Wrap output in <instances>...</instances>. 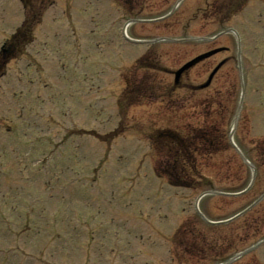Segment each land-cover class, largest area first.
Returning <instances> with one entry per match:
<instances>
[{
    "label": "rangeland",
    "instance_id": "rangeland-1",
    "mask_svg": "<svg viewBox=\"0 0 264 264\" xmlns=\"http://www.w3.org/2000/svg\"><path fill=\"white\" fill-rule=\"evenodd\" d=\"M99 1L56 0L36 30L38 42L14 57L0 79V264H212L193 256L194 232L216 240L233 237L236 247L247 248L257 229L264 234V201L219 229L200 210L208 219H228L264 193V0H247L227 25L240 30V47L234 34L223 37L224 26L202 19L198 8L205 0H186L161 19L176 0H150L136 15L148 19L131 24L128 35L186 38L182 44L152 45H129L122 33L127 21L121 19L127 13L99 15V8L107 9L101 1L98 8ZM108 2L110 11L119 8ZM22 15L21 3L0 0V47ZM214 35L211 41L187 40ZM213 46L226 50L195 66L187 80L203 82L213 66L225 62L214 81L225 93L222 110L232 109L224 130L230 135L235 126L232 141L253 166L257 163V175L248 193L228 196L219 190L247 186L254 168L235 147L205 162L202 169L214 181L215 193L197 208L204 190L176 189L158 178L148 139L153 127L186 120L192 103L186 100L172 113L155 100L118 114L115 98L125 85L122 75L116 79L123 65L143 53L148 61L142 64L152 63L156 53L167 70L138 75L141 85L158 91V85L173 80L170 70ZM116 129L118 135L112 133ZM237 263L264 264V243Z\"/></svg>",
    "mask_w": 264,
    "mask_h": 264
},
{
    "label": "trees",
    "instance_id": "trees-1",
    "mask_svg": "<svg viewBox=\"0 0 264 264\" xmlns=\"http://www.w3.org/2000/svg\"><path fill=\"white\" fill-rule=\"evenodd\" d=\"M33 26L28 27V31H31ZM166 135L161 136L157 141L155 140L156 153H159L161 159V164H159V169L161 172L166 174L168 178H170L171 182L175 184H179L184 182H188L192 179L190 168L194 167V161L190 160L188 156L184 153L179 156L178 151L181 146L185 151L191 149V151L195 150L196 146L199 145L200 149L205 152V155L217 153L220 151L224 144L219 140L216 136V140L210 134H206L204 132L203 138L206 141V146H204L202 141H199L197 136H182L178 132L170 131L166 129ZM158 169V171H159ZM159 171V172H160ZM193 171V169H192Z\"/></svg>",
    "mask_w": 264,
    "mask_h": 264
}]
</instances>
